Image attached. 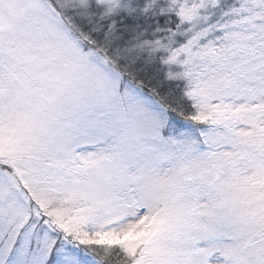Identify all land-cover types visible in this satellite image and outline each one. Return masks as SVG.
Listing matches in <instances>:
<instances>
[{"label": "snow or ice", "instance_id": "obj_1", "mask_svg": "<svg viewBox=\"0 0 264 264\" xmlns=\"http://www.w3.org/2000/svg\"><path fill=\"white\" fill-rule=\"evenodd\" d=\"M0 264H264V0H0Z\"/></svg>", "mask_w": 264, "mask_h": 264}]
</instances>
